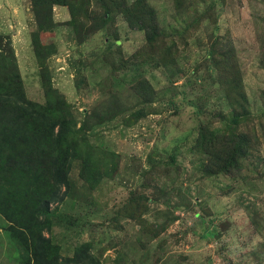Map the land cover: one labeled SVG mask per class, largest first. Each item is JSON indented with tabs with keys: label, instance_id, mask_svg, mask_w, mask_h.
I'll return each instance as SVG.
<instances>
[{
	"label": "rangeland",
	"instance_id": "rangeland-1",
	"mask_svg": "<svg viewBox=\"0 0 264 264\" xmlns=\"http://www.w3.org/2000/svg\"><path fill=\"white\" fill-rule=\"evenodd\" d=\"M73 1L76 22L55 6L58 26L42 34L57 51L48 58L52 87L79 135L117 155V170L93 187L73 163L68 196L52 205L44 232L60 260L90 243L101 264H264V0H120L132 15L112 14L83 43L102 0ZM31 5L0 0V35L11 38L26 97L43 105ZM146 13L164 36L158 47L136 23ZM234 74L249 110L239 125ZM231 132L250 143L228 170L214 136ZM17 235L0 215V264H35Z\"/></svg>",
	"mask_w": 264,
	"mask_h": 264
},
{
	"label": "trees",
	"instance_id": "trees-1",
	"mask_svg": "<svg viewBox=\"0 0 264 264\" xmlns=\"http://www.w3.org/2000/svg\"><path fill=\"white\" fill-rule=\"evenodd\" d=\"M31 3V44L48 89L47 102L42 105L26 97L11 38L0 35V215L20 234L13 238L32 252L35 264H101L91 254L90 243L77 247L72 257L60 260L59 246L44 235L52 228L55 214L52 205L63 203L68 196L73 163L81 161V177L97 187L104 179L114 176L117 155L99 150L79 135L71 105L66 102L64 94L52 87L48 58L57 51L43 44L42 34L52 32L58 26L54 19L55 6H67L75 23L78 14L75 2L31 0ZM143 3L138 4L142 6ZM100 5L104 12L95 15L99 21L96 17L94 25L79 37V42H85L90 33L103 29L112 14L124 12L132 15L124 1L102 0ZM134 17L137 25L146 31L148 44L158 47L164 36L154 14ZM232 81L234 93L244 101L239 109L242 113L233 117V123L239 125L249 114L247 96L241 75L234 74ZM53 97L59 98L60 102ZM137 115L141 117L142 113ZM217 136L215 134V141L226 151L225 167L232 170L246 156L250 142L234 132L220 134L222 138ZM225 167L220 164L216 171L226 172Z\"/></svg>",
	"mask_w": 264,
	"mask_h": 264
}]
</instances>
